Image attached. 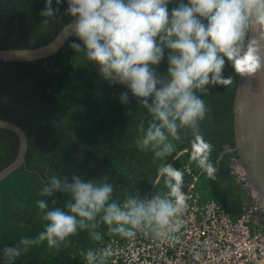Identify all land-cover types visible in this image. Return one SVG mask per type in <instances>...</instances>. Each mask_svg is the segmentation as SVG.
<instances>
[{"label": "trees", "instance_id": "1", "mask_svg": "<svg viewBox=\"0 0 264 264\" xmlns=\"http://www.w3.org/2000/svg\"><path fill=\"white\" fill-rule=\"evenodd\" d=\"M46 4L47 0H0V50L44 46L68 24L71 17L66 14V0H52V17L41 15ZM175 6L170 4L169 11ZM73 42L83 48L72 36L50 58L0 62V120L20 127L28 141L25 165L0 182V264H84L85 255L98 244L92 233L107 230L98 216L95 228L89 224L78 229L58 247L49 248L46 241L22 245V239H35L43 231L37 200L48 205L46 210L59 207L67 211V193L42 195L53 176L65 183H71L73 176L100 185L110 183V202L122 204L144 194L159 176L162 163L168 164L172 156L182 153L180 159L200 173L203 195L215 200L232 218H238L244 207L253 203L231 170V159L236 157L232 102L239 74L230 64L226 63L223 76H232V84L208 85L207 93H196L208 109L199 130L213 146L210 161L216 178L210 179L191 160L192 129L181 128L178 138L171 137L174 151L163 160L154 159L158 149H142L139 141L152 123L150 113L126 86L104 80L84 52L71 47ZM167 54L166 49L157 72L166 71ZM123 94H127V102L121 100ZM18 146L15 134L0 129V171L13 162ZM165 179L160 177L157 192L167 190ZM258 225L264 227L262 214L253 217L251 226ZM5 248H20L21 255L6 257Z\"/></svg>", "mask_w": 264, "mask_h": 264}, {"label": "clouds", "instance_id": "2", "mask_svg": "<svg viewBox=\"0 0 264 264\" xmlns=\"http://www.w3.org/2000/svg\"><path fill=\"white\" fill-rule=\"evenodd\" d=\"M59 2V0H58ZM71 20L65 25L69 35L82 42L71 47L84 52L98 67L101 77L110 84L126 86L148 110L152 123L139 141L142 149H158L154 159L163 160L174 151L169 137L178 138L181 128L192 129L191 160L215 179L210 161L212 144L200 133L199 124L208 111L197 92L207 93L208 85H230L232 76L224 77L226 63L241 77H251L264 70L261 42H264V0H66ZM52 0L41 12L54 15ZM176 4L169 11L170 4ZM47 24V20L44 21ZM259 29L257 40H249L253 26ZM164 73L156 71L165 58ZM127 102V94L121 96ZM166 130V131H165ZM167 133V135H166ZM159 175L165 177L168 197L150 200L129 197L122 204L110 202L113 186L73 176L65 183L53 176L43 188V196L67 193V211L50 210L43 200L36 204L42 213L43 231L35 239H22V245L47 242L49 248L77 234L97 217L110 231L124 238H134L136 230L153 228L158 234L168 229L184 211L187 197L182 192L184 173L171 164L162 163ZM55 203V201H53ZM114 226V227H113ZM94 239L99 240L93 232ZM6 257L21 255L20 248H5ZM111 253L105 251L104 256ZM89 261L94 254L87 253Z\"/></svg>", "mask_w": 264, "mask_h": 264}, {"label": "built area", "instance_id": "3", "mask_svg": "<svg viewBox=\"0 0 264 264\" xmlns=\"http://www.w3.org/2000/svg\"><path fill=\"white\" fill-rule=\"evenodd\" d=\"M172 156L171 164L184 173L182 192L188 207L161 234L153 228L136 230L134 238H124L107 230L98 232L100 239L93 250L94 259L87 254L84 264H264V227L253 228V217L264 215V205L248 186L246 173L237 158L231 159V170L253 199L238 218H232L213 199L200 190V173ZM160 175L138 199L150 200L156 195L168 197V189L157 192ZM114 227V226H113ZM111 254L104 256L105 251Z\"/></svg>", "mask_w": 264, "mask_h": 264}, {"label": "water", "instance_id": "4", "mask_svg": "<svg viewBox=\"0 0 264 264\" xmlns=\"http://www.w3.org/2000/svg\"><path fill=\"white\" fill-rule=\"evenodd\" d=\"M67 25V24H66ZM65 26L46 45L34 49L0 50V62H33L52 57L61 51L72 36ZM254 25L248 39L257 40ZM264 57V42L260 44ZM234 149L239 165L246 173L248 186L264 205V70L251 77L237 78L232 102ZM0 129L12 132L19 146L15 159L0 171V182L25 165L28 141L17 125L0 120Z\"/></svg>", "mask_w": 264, "mask_h": 264}, {"label": "flooded vegetation", "instance_id": "5", "mask_svg": "<svg viewBox=\"0 0 264 264\" xmlns=\"http://www.w3.org/2000/svg\"><path fill=\"white\" fill-rule=\"evenodd\" d=\"M2 256H3V254L0 252V260H1Z\"/></svg>", "mask_w": 264, "mask_h": 264}, {"label": "rangeland", "instance_id": "6", "mask_svg": "<svg viewBox=\"0 0 264 264\" xmlns=\"http://www.w3.org/2000/svg\"><path fill=\"white\" fill-rule=\"evenodd\" d=\"M169 141H170V142H172V139H171V137H170ZM203 196L205 197L206 195H203Z\"/></svg>", "mask_w": 264, "mask_h": 264}]
</instances>
